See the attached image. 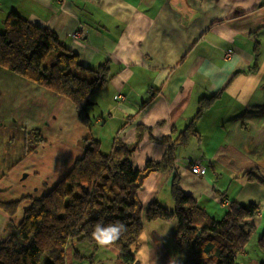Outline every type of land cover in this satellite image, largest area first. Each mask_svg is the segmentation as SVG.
<instances>
[{
    "label": "crops",
    "instance_id": "crops-1",
    "mask_svg": "<svg viewBox=\"0 0 264 264\" xmlns=\"http://www.w3.org/2000/svg\"><path fill=\"white\" fill-rule=\"evenodd\" d=\"M12 10L51 29L83 67L107 62L109 80L90 97L84 126L68 99L0 68V201L47 193L83 154L85 137L98 139L104 150L114 137L137 142L130 158L138 168L159 160L188 127L199 99L217 94L195 119V133L174 146L173 168L148 174L138 197L144 209L156 201L171 210L176 178L215 218L231 201L258 205L254 232L236 262L264 261L257 245L264 184L246 174H264V0H0V29ZM76 30L81 37L72 35ZM194 164L205 165L203 175L191 172ZM28 204L13 216L0 209V240ZM142 226L131 247L133 264H183L173 239L176 219L148 221L142 214ZM69 247L73 264L85 258L93 264L96 254L98 261H119L110 246L74 239Z\"/></svg>",
    "mask_w": 264,
    "mask_h": 264
},
{
    "label": "trees",
    "instance_id": "trees-1",
    "mask_svg": "<svg viewBox=\"0 0 264 264\" xmlns=\"http://www.w3.org/2000/svg\"><path fill=\"white\" fill-rule=\"evenodd\" d=\"M257 56L256 48L254 60ZM251 67L254 69L255 65ZM0 68L68 99L84 126L90 123L87 111L90 97L109 80L107 62L96 69L83 67L78 54L66 47L51 29L30 23L14 10L4 18L0 31ZM78 70L86 76L78 74ZM216 96L199 99L188 127L169 143L159 160L148 159L138 168L130 158L137 142L128 144L114 137L110 149L102 150L98 139L85 137L83 154L47 193L0 201V209L10 216L21 203L29 202L19 223L0 240V264H66V248L74 239L97 244L92 237L96 224L106 226L116 221L123 223L125 230L110 247L117 251L122 264H133L131 247L142 233V214L148 221L176 219L178 226L173 239L183 264H238L236 259L254 232L258 205L231 201L224 214L215 218L177 186L176 178L171 186L173 209L156 201L144 209L138 197L148 174L173 168L174 146L184 144L195 133V119ZM31 131L39 137L37 129ZM33 149L27 148L26 152ZM246 174L248 179L264 184V174L259 177L253 171ZM257 245L264 251V231Z\"/></svg>",
    "mask_w": 264,
    "mask_h": 264
},
{
    "label": "clouds",
    "instance_id": "clouds-1",
    "mask_svg": "<svg viewBox=\"0 0 264 264\" xmlns=\"http://www.w3.org/2000/svg\"><path fill=\"white\" fill-rule=\"evenodd\" d=\"M125 230L123 223L116 221L108 225L97 223L92 233L93 239L98 245L108 247L115 243Z\"/></svg>",
    "mask_w": 264,
    "mask_h": 264
},
{
    "label": "rangeland",
    "instance_id": "rangeland-1",
    "mask_svg": "<svg viewBox=\"0 0 264 264\" xmlns=\"http://www.w3.org/2000/svg\"><path fill=\"white\" fill-rule=\"evenodd\" d=\"M2 29H0V31H1ZM78 72V74H81V75H83V76H86V73H82V71H77ZM80 75V76H81ZM94 94V93H93ZM94 95H92V97H93ZM90 101H92L91 99H90ZM90 106H92L90 103H88L87 104V107L89 108ZM93 109V106L91 107V109H90V111ZM95 130V129H94ZM98 132H97V134H100V136H101V140H103V138L105 139V136H107L106 134L104 135V129H102V127H100V128H98V130H97ZM97 136V135H96ZM105 141V140H104ZM105 143H107V140L105 141ZM31 145H32V143H31ZM103 149H106V147H102V150ZM5 212V211H4ZM17 212V211H16ZM17 215H19V213L17 214ZM67 248H68V262H67V264H73L72 263V259L70 258V247H69V245L67 246ZM251 256V258H253L254 257V252L252 253V254H250ZM97 256H98V254H96L95 256H94V263L93 264H119V261L116 263L115 261H114V259H108V260H103V262L102 261H98L97 260ZM108 256V255H107ZM88 259L87 258H85V259H80L79 260V263L77 262L76 264H80V262H81V264H89V262L87 261ZM142 264H144V263H142ZM175 264H177V263H175Z\"/></svg>",
    "mask_w": 264,
    "mask_h": 264
},
{
    "label": "built area",
    "instance_id": "built-area-1",
    "mask_svg": "<svg viewBox=\"0 0 264 264\" xmlns=\"http://www.w3.org/2000/svg\"><path fill=\"white\" fill-rule=\"evenodd\" d=\"M72 35L74 37H79V36L81 37L82 31L76 30V31H74L72 33ZM119 98H121V95L114 96V99H119ZM205 170H206L205 165H202V164H194L191 167V172L194 173V174H201V175H203L204 172H205Z\"/></svg>",
    "mask_w": 264,
    "mask_h": 264
},
{
    "label": "water",
    "instance_id": "water-1",
    "mask_svg": "<svg viewBox=\"0 0 264 264\" xmlns=\"http://www.w3.org/2000/svg\"><path fill=\"white\" fill-rule=\"evenodd\" d=\"M88 103H91V101L89 100Z\"/></svg>",
    "mask_w": 264,
    "mask_h": 264
}]
</instances>
